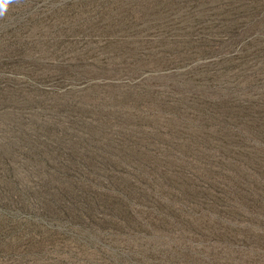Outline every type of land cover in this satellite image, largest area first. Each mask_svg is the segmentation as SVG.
<instances>
[{"label":"rangeland","instance_id":"1","mask_svg":"<svg viewBox=\"0 0 264 264\" xmlns=\"http://www.w3.org/2000/svg\"><path fill=\"white\" fill-rule=\"evenodd\" d=\"M0 264H264V0H13Z\"/></svg>","mask_w":264,"mask_h":264},{"label":"clouds","instance_id":"2","mask_svg":"<svg viewBox=\"0 0 264 264\" xmlns=\"http://www.w3.org/2000/svg\"><path fill=\"white\" fill-rule=\"evenodd\" d=\"M13 0H0V16H3L6 9H7V6L12 3ZM15 2H19V0H15Z\"/></svg>","mask_w":264,"mask_h":264}]
</instances>
